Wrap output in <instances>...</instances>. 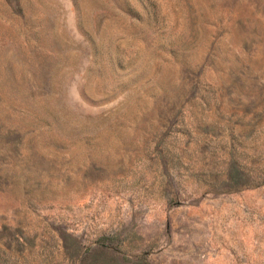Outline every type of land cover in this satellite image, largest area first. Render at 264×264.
I'll list each match as a JSON object with an SVG mask.
<instances>
[{"label": "rangeland", "instance_id": "374dc122", "mask_svg": "<svg viewBox=\"0 0 264 264\" xmlns=\"http://www.w3.org/2000/svg\"><path fill=\"white\" fill-rule=\"evenodd\" d=\"M0 264H264V0H0Z\"/></svg>", "mask_w": 264, "mask_h": 264}]
</instances>
